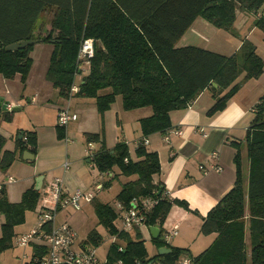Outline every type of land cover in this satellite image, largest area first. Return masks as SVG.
Listing matches in <instances>:
<instances>
[{
  "label": "trees",
  "instance_id": "16d2710c",
  "mask_svg": "<svg viewBox=\"0 0 264 264\" xmlns=\"http://www.w3.org/2000/svg\"><path fill=\"white\" fill-rule=\"evenodd\" d=\"M50 6H55L51 29L45 35H37L38 16ZM260 8L264 9V0H0V74L8 79L19 75L24 84L31 68L30 52L34 44L51 42L54 48L46 78L60 96L68 98L76 94L91 98L101 116L117 96L121 97L124 110L149 107L152 113L139 119L142 136L134 150L135 158L124 141L119 140L108 148L103 130L86 132L84 136L86 142L99 144L91 159L93 166L99 172L112 173L104 185L115 178L114 168L119 176L129 178L121 185L117 202L126 208L134 198H156L157 203L146 213V224L162 229L173 204L184 208L188 205L170 198L161 181H154L160 172L158 155L148 151L141 140L169 130L170 112L187 108L206 88L215 93L209 112L223 109L241 84L257 79L264 67L256 45L247 38L231 55L197 46L177 47L176 42L197 17L235 34L237 11L255 13ZM254 24L264 39V16ZM84 38L94 40V54L78 90L70 93L77 77L78 52ZM23 40L36 42L21 49L6 50V46ZM2 107L0 103V118L7 120L11 112ZM57 129L61 136L64 127ZM4 142L5 138L0 135V149ZM15 142L19 157L24 150L35 153L36 133L18 131ZM232 144L236 150L235 181L232 189L202 217L200 230L215 234L206 249L195 256L188 249L177 247H171L170 253L160 255L156 251L150 255L140 230L118 229L113 224L118 213L109 203L94 198L98 222L115 237L105 264H181L185 256L192 259V264H247L248 261L264 264V93L252 107L243 141ZM242 146L248 161L245 186ZM15 154L4 150L0 166H9ZM40 198L41 190L32 185L23 191L18 202H11L5 186H0L3 216L0 249L11 246L16 235L14 228L25 221L26 212L36 210ZM88 240L94 246L102 242L95 229L90 231ZM152 241L156 250L166 245L164 240Z\"/></svg>",
  "mask_w": 264,
  "mask_h": 264
},
{
  "label": "crops",
  "instance_id": "0c3cea01",
  "mask_svg": "<svg viewBox=\"0 0 264 264\" xmlns=\"http://www.w3.org/2000/svg\"><path fill=\"white\" fill-rule=\"evenodd\" d=\"M48 8L52 9L51 16L53 17L52 14L55 13V6ZM46 9L47 7L39 14L38 19L45 14ZM242 14L245 16V21L242 23V29L238 30L237 26L234 27L235 32L238 31L239 33V39L235 41L232 40L233 37L228 32L225 33L228 35H223L220 41L219 31L223 29L216 28L203 18L197 17L178 39L176 46L183 47L190 45L210 49L211 47L201 46L202 43H205L206 45H217L221 49L214 50V52L231 55L238 50L242 40L247 38L256 45L258 52L257 42L260 41L261 44L264 42V39L262 31L255 26L254 21L264 16V9L260 8L255 13L237 11L236 19L239 20V16ZM48 28L50 30L51 25ZM223 31L225 32L226 30ZM253 34L254 37L252 38ZM53 48L54 46L51 42H36L34 44L30 52L32 64L24 84L21 82L19 75L8 79L0 74V89L2 88L0 97L2 103H12L13 106H16L11 111L10 123H4L0 118V135L5 138V142L0 149V156L4 150L15 151L16 153V158L9 166H0V186H5L8 199L11 202L19 201V197L25 189L32 185L35 186L36 178L39 175L43 176L40 187L41 194L55 178L61 179L68 191H75L92 189L94 181L101 176V172L92 170L96 168L91 163L90 167L92 169H88L80 161L81 157L86 158L85 146L87 142L84 136L85 133L99 131V128H97L99 123L97 124V121L93 128H88L85 116L80 113L84 107L91 106L94 101L90 98H79L80 108L73 109L69 104L65 105V101L58 97L56 89L53 88L51 82L46 78V71ZM225 48L229 49V52L222 51ZM260 56L264 60V57ZM80 75L82 76L83 73ZM263 93L264 70L257 79L243 82L240 89L227 101L223 109L210 113L209 108L215 102V93L212 89L206 88L187 108L176 109L170 112L172 124L170 129H179L181 131L180 135L169 130L168 141L164 139L165 132H156L148 136L146 148L148 151H155L157 153L160 163V172L155 176L154 181H161L164 190L168 191L170 198L185 201L188 205V208H184L178 204L171 206L162 224L161 235L163 236L165 232L174 228H176L177 233L165 242V246L188 249L190 254L195 256L212 243L215 236L214 233L206 234L200 245L194 243L196 246L191 244L192 235L200 229L202 217L219 202L224 191L234 184L235 164L233 157L236 150L232 143L243 141L252 118V107ZM24 99L27 104L22 106L20 100ZM68 106L72 113L77 115V119L69 122L63 129V132L60 131V136L57 129L59 127L57 124V112L62 107ZM20 108L27 112L26 126H21L23 123L20 122L21 120L12 121L14 119L12 112L21 110ZM3 109L6 110V106L3 105ZM143 112L138 111L139 118H136L131 134L126 136L122 132L123 128L121 126L115 137L116 142L121 140L128 145L129 151L134 158L137 141L142 136L139 119L152 113ZM9 127L16 129L14 131L15 134L19 129L35 131V153L28 150L34 155L33 160H24L22 156H18L19 150L15 142L16 135L10 131L12 129H9ZM75 142H78L81 146H74ZM98 146L99 144L94 142L95 150ZM106 146L110 148V146ZM42 147H47L48 152L42 154ZM62 147H64L62 153L67 152L70 157L72 155L71 149L75 148L78 153L72 156L67 170L62 168L66 160L60 159L59 165H61V168L59 169V175L56 176L55 169L58 161L52 163L51 166H45L43 161H56V156L60 155ZM243 150L244 147L242 146ZM214 152L216 153L215 156L212 155ZM86 161L88 162V160ZM200 166L208 168L207 173H203L200 170ZM213 166L220 167L221 170L215 171L212 169ZM45 167H47V170H44ZM89 170H91L90 172L95 171V174L87 175ZM113 172L116 174L115 178L111 179L107 186L104 185L102 191L98 194H101L104 189L110 188L114 182H118V189H120L121 185L129 179L128 177L119 176L116 168L113 169ZM242 172L245 186L247 184L248 171L246 175H244L243 169ZM16 175L21 178L22 183H17ZM111 175L112 173L108 172L107 177L105 176L104 178V182L108 181ZM9 176L14 177L15 181L9 182L7 180ZM93 177L95 178L92 179ZM132 178H135L134 175ZM40 202H38V205ZM2 222L3 216L0 214V226ZM32 228L24 231L28 232ZM140 232L142 238L149 236L152 240L148 227L141 228ZM34 246L31 243L28 246L30 251L23 253H31L34 250ZM19 259V264H21L22 254Z\"/></svg>",
  "mask_w": 264,
  "mask_h": 264
},
{
  "label": "built area",
  "instance_id": "2783aa9c",
  "mask_svg": "<svg viewBox=\"0 0 264 264\" xmlns=\"http://www.w3.org/2000/svg\"><path fill=\"white\" fill-rule=\"evenodd\" d=\"M94 54V40L92 38L82 39L78 52L79 69L77 75L86 73L89 65V59ZM78 86L73 83L70 93H75ZM0 103H2L0 97ZM7 111H12V103H2ZM77 115L72 113L69 107H62L57 112V124L59 127H66L69 122L75 121ZM175 134L180 135L179 129H169ZM169 130L165 131L164 139L169 140ZM141 142L146 145L148 138H143ZM86 157L89 163L95 153L94 142H87ZM213 156L216 153H212ZM92 164V163H91ZM93 165V164H92ZM64 170L69 168V162L63 164ZM212 169L220 171L221 168L213 166ZM203 173H207L208 168L200 166ZM108 172H101V176L94 181L92 189L68 191L61 179L55 178L44 189L41 194L40 203L36 208L37 223L28 232L19 234L15 238V246L28 247L34 244V250L27 254H22L21 264H105L97 256V248L93 245L85 246L83 243L75 245L76 233L67 222H58V212L64 208L71 207L73 210H80V201L92 202L95 196L102 191L104 187V178ZM9 182L15 181L14 177L7 178ZM168 194V191H165ZM154 197H145L140 200L132 199L130 206L124 208L121 204L117 205V219L121 225L118 229L129 231L133 228H146V213L157 203ZM177 233L176 228L165 232L163 240L167 242ZM115 238V237H114ZM35 241V242H34ZM43 241V242H42ZM44 242L46 243L44 245ZM121 247H119V250ZM120 263V261H119ZM181 264H192V259L185 256L181 259Z\"/></svg>",
  "mask_w": 264,
  "mask_h": 264
},
{
  "label": "rangeland",
  "instance_id": "374dc122",
  "mask_svg": "<svg viewBox=\"0 0 264 264\" xmlns=\"http://www.w3.org/2000/svg\"><path fill=\"white\" fill-rule=\"evenodd\" d=\"M51 12H52V9L47 8L45 10V14H43V16L40 19H38L39 23H37V25H38L37 31H36L37 35H45L50 31L48 27L51 25V19H52ZM244 21H245V16H243V14H242L239 16V20H237V19L235 20L234 27L237 26L238 30L242 29L243 28L242 23ZM226 32L227 31L224 32L223 30L219 31V40L220 41L222 40L223 35H228V34H225ZM228 33H230V32H228ZM55 34H56V32H55ZM230 35L233 37L232 40H234V41L239 39L238 31L235 32V34L230 33ZM253 37H254V34L252 35V38ZM257 44H258V53L264 57V42H262L260 44V41H259V42H257ZM219 45H222V44H219ZM201 46L211 47L210 49H208L211 51L212 50L213 51L214 50H221V49H219V47L217 45H206L205 43H202ZM222 51L229 52V49L225 48ZM263 70H264V67H263ZM83 74H85V73H83ZM82 76L79 74L77 76V78L75 79V84L77 86L79 85V82L81 81L80 79L82 78ZM9 90H11V89H9ZM1 93H2V88L0 89V94ZM57 95H58V97L62 98L65 101L64 102L65 105L69 104L70 107L73 109L80 108L79 98H83V96L71 94L68 98H66V97L60 96L58 93H57ZM84 98H86V97H84ZM20 103L22 104V106L27 104L25 99L20 100ZM14 107H16V106H14ZM138 111H144V112L151 113V109L149 107H142V108H137V109H133V110H124L122 107L121 97L117 96L115 98V101L110 105V107L107 110L104 111L102 116L98 112L97 107L95 106L94 102L91 106L89 105V106L84 107L80 111V113L85 116V120L88 124V128H93L95 126L94 124H96V121H97V124L99 123V126L97 127V128H99L98 132L103 130V133L105 136V142L107 143L106 145H108V146H110V148H112L117 143L115 141V137H116V133L119 132L118 129H120L121 126L123 128L122 132H124L126 134V136H128L129 134L132 133V130L134 129V125H135L134 122H135L136 118H139L138 114H137ZM12 114H13V118H14L12 121L21 120L20 122H23L21 126H26V124H27V119H26L27 118V112L24 109L23 110L22 109L21 110H15L14 112H12ZM3 121H4V123H10L11 118H8L7 120H3ZM9 129H12V128L9 127ZM15 130L16 129H12L10 131L14 132ZM21 130H25V129H19L18 131H21ZM27 130H29V129H27ZM17 132H16V134H17ZM16 134L14 132V135H16ZM70 138H72V136H70ZM77 145L81 146V144H79L78 142H75L74 146H77ZM63 149H64V147L61 148L60 155L56 156L57 157L56 161L55 160L54 161L53 160H44L43 161L45 166H51L52 163H56L58 161L56 163L57 167L55 169V173L57 174L56 176L59 175V169L61 168V165H59L60 159H62L63 161L64 160L69 161V163H70L72 160V156L76 155L78 153V151L75 148L71 149L72 155L70 157L67 152L62 153ZM85 149H86V146H85ZM81 151H82V148H81ZM46 152H48V148L42 147L41 153L43 154ZM241 157H242L241 163H242V167H243L242 169L244 171V175H246V173L248 171V161H247L245 149L242 151ZM245 157H246V159H245ZM83 158L84 157H81V160H80L81 164H83L85 167H88V169H92L90 167L91 165H90L89 161L88 162L86 161L87 158H84V159ZM63 161H61V162H63ZM62 168H63V165H62ZM44 170H47V167H45ZM92 170H95L96 172L98 171L97 169H92ZM90 171L91 170H89V173L87 175H92V174L94 175L95 174V171H93V172H90ZM94 178L95 177H93L92 179H94ZM16 179L18 180L17 183H22L21 178L19 176L16 175ZM118 188H119L118 182H114L110 188L104 189L103 192L101 194L96 195L95 198L98 202H101V203L109 202V204L114 208L116 213H118V210L116 208V205H117L116 196L118 194L117 193L118 190H120ZM22 193H21V195H22ZM21 195H20L19 199H21ZM80 207H81V209L78 211L73 210L71 207H67V208L60 210V212L57 215V220H58V222H67L72 227V229L76 233V240H75V245H74L75 247L81 243H83L85 246L93 245L94 243L92 241L88 240V235H89L91 230L95 229L100 234L101 240H102V242L100 243L99 246H95L97 248V256L101 261H104L107 258L108 252L111 248V244L113 243V241H115V238H113V236L109 233L108 229L103 224L98 222V218H97V215L95 212V206H94L93 202L92 203L91 202H84L83 200H81L80 201ZM37 221H38L37 220V214L35 213V211L26 212L25 221L23 223H21L20 225H17L14 228L15 234L19 235V234L24 233L25 232L24 230H28V229L32 228L37 223ZM113 224H114V226L117 227L118 225H120V222H119V220L115 219ZM16 235H14L12 237V240L10 242V244H11L10 247H8L6 249H0V264H19V262H20L19 257L21 256V254H23V252H25V251L27 253L30 251L29 247L23 248V247L15 246L14 241H15ZM205 235H206L205 233H203L200 229H198L192 235L193 239H191V244L196 243V245H200V243L202 242V239H203V237H205ZM0 236H1V234H0ZM143 240H144L143 244H144L146 251L148 253H150L151 255H153L157 251L155 249V243L149 238V236H145V238H143ZM45 244L46 243L44 242V245ZM144 264H149V263H144ZM247 264H250L249 261Z\"/></svg>",
  "mask_w": 264,
  "mask_h": 264
},
{
  "label": "water",
  "instance_id": "95a60500",
  "mask_svg": "<svg viewBox=\"0 0 264 264\" xmlns=\"http://www.w3.org/2000/svg\"><path fill=\"white\" fill-rule=\"evenodd\" d=\"M35 42H36V40L19 41V42H16V43H13V44H10V45L6 46V50L13 51V50L21 49V48H24L25 46H28V45L33 44ZM213 85L216 86L215 83H213ZM18 137L22 138L21 135H19ZM22 157H23L24 160H28V161L34 159V155L32 153H30L28 150L23 151ZM42 179H43L42 175H39L36 178V182H35V186H34V188L36 190L40 189L41 183H42ZM232 187H233V185L228 187L224 191V193L222 194V197H224L232 189ZM148 229H149V232H150V235H151L152 239H154V240L155 239L163 240V236L161 235V228L159 226H149ZM171 251H172V249L170 247H167V246L159 247L158 250H157L158 254H160V255L166 254V253H170Z\"/></svg>",
  "mask_w": 264,
  "mask_h": 264
}]
</instances>
